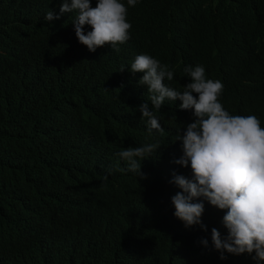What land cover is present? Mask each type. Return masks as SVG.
Returning <instances> with one entry per match:
<instances>
[{"label": "trees", "instance_id": "trees-1", "mask_svg": "<svg viewBox=\"0 0 264 264\" xmlns=\"http://www.w3.org/2000/svg\"><path fill=\"white\" fill-rule=\"evenodd\" d=\"M56 1L0 0V264H243L241 256L221 259L195 243V234L159 209L145 179L118 186L115 175L89 161L88 127L110 169L111 127L132 137L134 147L159 141L156 154H177L182 114L161 120L162 134L140 128L142 88L128 66L142 51L183 70L179 24L163 14L147 36L123 47L117 64L87 80L73 60L69 30L42 31ZM143 8L152 12L154 3ZM188 31L218 77H225L232 51H245L254 67L233 88L264 92V0H204Z\"/></svg>", "mask_w": 264, "mask_h": 264}, {"label": "clouds", "instance_id": "clouds-1", "mask_svg": "<svg viewBox=\"0 0 264 264\" xmlns=\"http://www.w3.org/2000/svg\"><path fill=\"white\" fill-rule=\"evenodd\" d=\"M154 3L152 12L143 6ZM204 0H57L42 17V31L62 25L70 32L73 60L87 80L119 62L122 49L147 36L163 14L179 24L178 41L184 68L163 64L147 52L133 55L128 71L141 86L136 99L140 128L164 132L161 120L174 110L184 120L177 128L178 152L156 154L159 141L134 147L132 137L108 129L114 164L108 168L94 130L88 127L91 157L101 170L117 177V185L133 177L146 180L159 209L197 236L202 248L243 258V264L264 263V92L233 88L247 75L254 59L231 52L225 77L213 75L203 52L190 39ZM125 70L123 68L121 71ZM262 76L256 79L261 83ZM17 77L15 76V84ZM115 90V89H112ZM133 91V90H132ZM109 100L106 93L99 94ZM3 103L0 97V105ZM93 106H97L92 103ZM108 176L105 175L106 181ZM168 196L165 198V190ZM131 202V211L138 212ZM141 230L147 222L142 221ZM138 228V225H137ZM216 256V255H214Z\"/></svg>", "mask_w": 264, "mask_h": 264}]
</instances>
